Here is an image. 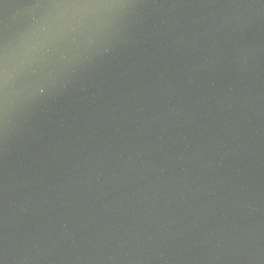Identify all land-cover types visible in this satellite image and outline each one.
Wrapping results in <instances>:
<instances>
[{
    "label": "water",
    "instance_id": "obj_1",
    "mask_svg": "<svg viewBox=\"0 0 264 264\" xmlns=\"http://www.w3.org/2000/svg\"><path fill=\"white\" fill-rule=\"evenodd\" d=\"M0 264H264V0H0Z\"/></svg>",
    "mask_w": 264,
    "mask_h": 264
}]
</instances>
